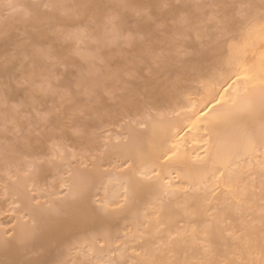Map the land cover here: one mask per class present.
<instances>
[{
	"label": "snow or ice",
	"instance_id": "1",
	"mask_svg": "<svg viewBox=\"0 0 264 264\" xmlns=\"http://www.w3.org/2000/svg\"><path fill=\"white\" fill-rule=\"evenodd\" d=\"M163 72L183 126L128 106ZM52 201L54 264H264V0H0V250Z\"/></svg>",
	"mask_w": 264,
	"mask_h": 264
},
{
	"label": "bare ground",
	"instance_id": "2",
	"mask_svg": "<svg viewBox=\"0 0 264 264\" xmlns=\"http://www.w3.org/2000/svg\"><path fill=\"white\" fill-rule=\"evenodd\" d=\"M258 47H259V45H258ZM190 87L195 88L196 86L193 85ZM198 93L199 94H197V91L190 92L188 95H191V100L188 99L187 95L174 99L173 97H171L168 94H158L157 95V93H156L157 96H155L153 94V97L151 96L152 98L148 99V101L149 100L150 101L149 102L147 101V104H145V106L151 108L153 114L157 117V119H160L164 125H168L169 122H171L173 124H178L180 126H183V123L186 122L184 117L192 115V114L191 113H182L180 117H177L174 115V112L178 111L181 105H187V106H191V104L200 105L201 104L200 95H207V93L204 91V89H198ZM135 106H136V108H134V110L137 109V106H139V105H134V107ZM140 106H142V105H140ZM143 107H144V105H143ZM139 108H141V107H139ZM197 135L198 134H197L196 130L193 129V132L189 136V141H190L189 151H194L195 149L200 147V145L198 143H196L195 140H192V137H195ZM114 186L118 187V185H114ZM100 195L103 196L102 191L100 192ZM73 217H74V209H72V208H60V207H58L57 201H52V207L48 209L47 215L45 217H38L37 218L38 233L35 236V238L27 241L24 245H19L17 242L13 241L11 243V246L8 249L0 250V258H1L0 262H3V264H10V262H17V264H34V262H40V264H48L49 262L47 261V257H44V255H42V254H41L42 256L28 258L26 255L25 256L21 255L19 253V251H21L22 249L27 247V249L31 248L29 251L33 253L37 247H39L40 245H43L45 243L44 241L46 240V237H48L49 234H52V235L55 234V236L61 240L63 238L65 239L66 237L67 238L69 237V239L67 241H71V239L74 238L72 233L75 232V235L80 234L79 231H77V229H75L73 227ZM11 219L12 218H10V220ZM0 225H2L1 221H0ZM6 225H7V223H6ZM76 238H78V236ZM77 240L79 241L80 239H77ZM59 243H60V241H59ZM64 243H66V242H64ZM83 244H84L83 240L77 242L76 247L72 248L71 252L67 253V255L65 257L68 256L71 259H73V258L75 259L77 254L79 256L82 255V253L79 252L78 249ZM59 246H61V245H59ZM63 246H65V244H62V247ZM69 246H70V248L72 247L71 245H69ZM40 247H42V246H40ZM42 248H41V250H42ZM59 248H58V251H59ZM64 248L66 249V246ZM61 249H63V248H61ZM65 249H63V250H65ZM67 249H68L67 251H69V248H67ZM57 253H59V252H57ZM56 255L58 256V254H56ZM64 255L65 254H63V256ZM53 257H52V259H53ZM80 257H82V256H80ZM65 259H67V258H65ZM79 259H81V258H79ZM53 261H55V260H53Z\"/></svg>",
	"mask_w": 264,
	"mask_h": 264
},
{
	"label": "rangeland",
	"instance_id": "3",
	"mask_svg": "<svg viewBox=\"0 0 264 264\" xmlns=\"http://www.w3.org/2000/svg\"><path fill=\"white\" fill-rule=\"evenodd\" d=\"M21 2L22 3H29L30 0H21ZM170 78L174 79V75L169 73V72H163V73L159 74L158 76H156L154 79L153 78H147V79H139V80L132 81L131 94L128 97V106L129 107L131 106V108L133 107V110H134V108H136V106L134 107V105H139V106H137V108H139V107L142 108L143 105L145 107V104H147L148 99H151L153 97V94L155 96H157L158 94H167V92L165 91V86H166V84ZM156 93H157V95H156ZM140 105H142V106H140ZM10 218L11 217H8V216H0V221L2 222V225L7 226L6 223L8 224ZM72 235L75 239L73 238V239H71V241H67L69 239V237L68 238L66 237L65 238L66 240L64 238L61 240V239L57 238L55 236V234L54 235L49 234L48 237H46V240L44 241L45 243L43 245H40L43 248L39 246L35 249L36 251L34 250V252L32 253L29 251L31 248L27 249V247H25L27 250L24 248L21 250L22 252L19 251V253L21 255H24V256L26 255L28 258L38 257V256L44 255V257H47V261L49 262L48 264H54V262L57 260L65 259V258L68 259L69 257L68 256L65 257V256L67 255V253H70L71 251H67L68 250L67 248L72 249L73 245L76 246L77 242L83 240L80 234L75 235V232H74V233H72ZM77 236H78V238H76ZM77 239H80V240L78 241ZM59 241H60V243H59ZM64 242H66V243H64ZM62 244H65L66 249L64 248L65 246L62 247ZM59 245H61V246H59ZM69 245H71L72 247L70 248ZM41 248H42V250H41ZM58 248H59V251H58ZM61 248L65 249V250H63ZM56 251L59 253H57ZM56 254H58V256ZM63 254H65V255L63 256ZM77 255H76L75 259H79V258L83 259V255H80L82 257H80L79 255L77 256ZM52 257H53V259H52ZM53 260H55V261H53Z\"/></svg>",
	"mask_w": 264,
	"mask_h": 264
}]
</instances>
